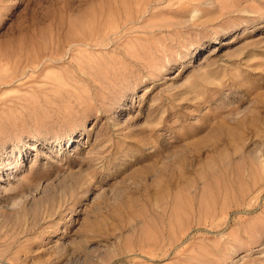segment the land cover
<instances>
[{
  "label": "rangeland",
  "instance_id": "obj_1",
  "mask_svg": "<svg viewBox=\"0 0 264 264\" xmlns=\"http://www.w3.org/2000/svg\"><path fill=\"white\" fill-rule=\"evenodd\" d=\"M0 264H264V0H0Z\"/></svg>",
  "mask_w": 264,
  "mask_h": 264
}]
</instances>
